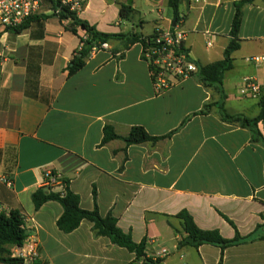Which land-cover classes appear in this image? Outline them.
<instances>
[{"label":"crops","instance_id":"obj_1","mask_svg":"<svg viewBox=\"0 0 264 264\" xmlns=\"http://www.w3.org/2000/svg\"><path fill=\"white\" fill-rule=\"evenodd\" d=\"M131 7L134 8V0ZM240 0H183L178 28L184 47L198 67L223 59ZM129 0H88L77 15L108 35L150 36L156 28L173 27L168 0H146L157 16L149 33L143 21L119 17V4ZM170 12L163 16L161 6ZM42 37L34 25L14 34L0 27V212L17 211L39 250L33 264H142L134 253L96 236L83 220L71 233L56 222L60 204L49 201L35 209L39 189L61 193L58 183L46 186L44 173L69 183L84 211L111 216L135 243L145 242L144 255L158 264H264V123L259 135L225 120L259 114V96L243 94V79L264 84V0L242 8L232 53V68L220 85H209L194 73L179 85L155 95L141 45L128 48L111 40L108 49L92 52L84 66L68 74L79 39L40 0ZM138 28L140 30H138ZM35 34V36H34ZM33 35V37H32ZM78 35L85 37L82 31ZM209 44V45H208ZM260 58L258 63L248 58ZM38 67L37 83L27 82V69ZM207 106V107H206ZM201 111L203 113H201ZM110 126L119 137L142 127L155 142L126 145L121 139L102 142ZM187 211L201 230H218L233 239V223L242 242L220 250L177 247L183 235L176 215ZM13 253L16 248H10ZM166 255L161 254L162 251Z\"/></svg>","mask_w":264,"mask_h":264},{"label":"trees","instance_id":"obj_2","mask_svg":"<svg viewBox=\"0 0 264 264\" xmlns=\"http://www.w3.org/2000/svg\"><path fill=\"white\" fill-rule=\"evenodd\" d=\"M49 3L52 10V15L57 17L60 22L67 21L66 29L79 39L80 48L76 50L71 59V66L68 68V74L73 75L79 71L85 63L86 58L89 57L93 49L98 48L102 43H108L111 40H120L123 42L124 47L139 43H143L144 37L138 33H128L119 35H108L98 32L94 27L90 26L86 21L79 19L78 15L69 11L66 6L61 5L59 0H44ZM183 0H168V7L172 12L173 22L179 21V4ZM253 0H240L234 4L235 12L231 22L230 28V41L223 52V59L212 64L199 67L197 71L198 77L202 82L209 85H220L222 82L223 74L232 68V53L239 48L237 38L238 30L242 18V8L246 4H250ZM119 17L121 20H131L133 9L131 6L119 4ZM48 19L44 15L37 13L28 18L23 24L17 28L8 30L14 34H19L22 31L34 25L36 37H42L43 23ZM78 30L82 31L85 35L84 38L78 35ZM35 36V34H34ZM33 37V35H32ZM39 69L34 71L27 69L26 83H37ZM207 107V106H206ZM260 111L256 118L247 119L240 116H230L223 109L222 104H219V110L222 117L233 123L249 128L253 134L260 136L257 126L264 123V89L259 97ZM201 113H203L201 111ZM104 137L102 142H108L114 139H121L126 145H138L147 142H155L159 138L149 136L142 127L132 128L126 137H119L114 129L106 126L103 130ZM52 174H54L52 172ZM62 187L61 193H53L44 189L37 190L32 195L34 207L38 210L43 204L49 201H55L60 204L62 214L56 222L57 228L65 234L71 233L76 230L83 220L89 221L93 224V229L96 236L107 237L110 241L127 251L134 253L136 259L143 261L142 264H158L159 260L151 261L146 259L144 255L145 242L142 240L135 243L129 234H124L117 226L116 219L111 216L104 218L100 217L97 210L84 211L79 207V198L73 194L69 189V183L65 179L60 180ZM180 221L183 235L177 242V247H191L197 249L202 245H212L223 250L237 246L242 242V237L239 236L235 226L228 219V223L234 228L235 236L233 239H224L218 230H201L199 229L192 217L187 211H181L176 215ZM28 233L24 228L23 218L17 211H12L8 215L0 212V263L1 264H20V259L11 257L12 253L10 248L21 247ZM222 254L218 264H221Z\"/></svg>","mask_w":264,"mask_h":264},{"label":"built area","instance_id":"obj_3","mask_svg":"<svg viewBox=\"0 0 264 264\" xmlns=\"http://www.w3.org/2000/svg\"><path fill=\"white\" fill-rule=\"evenodd\" d=\"M61 5L69 11L78 14L88 0H59ZM40 8V0H0V27L4 31L17 28L28 18L35 15ZM174 22L173 27L167 30L156 28L154 32L144 37L141 45V59L148 68L152 88L155 95H160L179 85L183 80L191 77L199 70V67L191 59L189 52L184 47L185 35ZM209 45V44H208ZM108 49L107 43H102L93 53ZM91 52V53H92ZM247 62L258 63L260 58H248ZM263 85L254 78L243 79L242 93L252 98L259 96ZM46 186L60 183V176L47 171L43 175ZM0 182L10 185V181L1 178ZM166 255L165 250L162 251ZM14 259H20V264H33L39 259V250L36 241L28 236L21 247H17L11 255Z\"/></svg>","mask_w":264,"mask_h":264},{"label":"rangeland","instance_id":"obj_4","mask_svg":"<svg viewBox=\"0 0 264 264\" xmlns=\"http://www.w3.org/2000/svg\"><path fill=\"white\" fill-rule=\"evenodd\" d=\"M134 5L135 10H133L132 17L136 19L137 22L139 20L143 21V31L141 32L149 33L153 27L154 19L157 16V11L155 10L156 8L147 4L146 0H134ZM160 8L163 11V16H167L169 14L170 9L166 5H163ZM138 30L140 29L138 28Z\"/></svg>","mask_w":264,"mask_h":264},{"label":"water","instance_id":"obj_5","mask_svg":"<svg viewBox=\"0 0 264 264\" xmlns=\"http://www.w3.org/2000/svg\"><path fill=\"white\" fill-rule=\"evenodd\" d=\"M128 6H131V1L129 0V2H128Z\"/></svg>","mask_w":264,"mask_h":264}]
</instances>
